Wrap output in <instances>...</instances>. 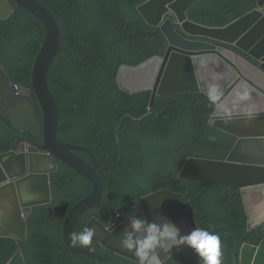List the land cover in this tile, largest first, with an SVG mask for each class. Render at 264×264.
<instances>
[{"label":"trees","instance_id":"obj_1","mask_svg":"<svg viewBox=\"0 0 264 264\" xmlns=\"http://www.w3.org/2000/svg\"><path fill=\"white\" fill-rule=\"evenodd\" d=\"M38 1L61 23L66 49L49 75L60 108L59 139L92 150L100 164H114L119 160L116 130L126 117L120 132L122 164L98 171L105 187L103 216L98 210L85 213L73 234L82 233L93 215L110 221L117 209L131 210L140 198L168 189L185 195L201 229L220 236L221 264H233L237 242L264 240V225L248 230L241 189L179 178L190 157L224 161L237 143L236 137L209 124L215 104L206 95L183 93L158 97L151 109V92L129 95L118 86L122 65L138 66L166 51L163 33L138 12V6L148 0ZM257 5L258 0H198L188 15L200 25L221 28ZM44 37L42 25L19 10L0 24L2 60L14 82L32 87L33 66ZM17 146L18 140L0 123V155ZM74 153L92 163L87 153ZM91 191L87 179L61 163L53 175V202L32 210L28 239L20 243L27 264H94L67 252L63 233L64 212ZM87 246L109 264H136L100 245Z\"/></svg>","mask_w":264,"mask_h":264},{"label":"water","instance_id":"obj_2","mask_svg":"<svg viewBox=\"0 0 264 264\" xmlns=\"http://www.w3.org/2000/svg\"><path fill=\"white\" fill-rule=\"evenodd\" d=\"M197 1L149 0L138 7L147 24L159 28L165 35L168 48L163 57H154L137 67L121 66L117 83L130 95L152 92L151 107L159 96H176L184 92H205L216 101L215 118L210 124L238 138L237 144L225 161L190 157L179 178L241 189L249 215V230L253 231L264 224V71L232 51L192 41L188 37L199 36L234 45L253 60L264 62V11L259 10L264 7V0L258 1L259 9L225 28H207L191 22L188 12ZM15 6L41 23L45 38L32 71V89L37 102L29 90L17 89L0 52V110L12 121L14 129L8 130L25 144H32L28 149L22 144L16 151L0 155V264H27L19 243L28 238V209L52 202V183L48 174L58 170L54 158L92 184V192L70 210L64 221L67 251L96 264H108L95 250L73 246L70 236L84 212L97 208L102 214L104 185L97 169H114L121 164L120 132L126 117L122 118L116 131L119 146L116 164L102 166L88 148L60 141V108L50 88L49 74L59 54L66 50L61 47V24L38 0H0V23L12 17ZM210 56H221V62L237 58V63L241 64L239 72L232 71L233 76L228 75L222 87L208 84L187 87V70L197 63L201 66ZM212 89L214 91L210 92ZM223 93L225 95L221 98ZM17 132L28 133L32 138L20 136ZM41 150L47 154L30 153ZM74 150L86 152L93 165L74 154ZM10 180L16 183H7ZM136 210L148 222H172L181 237L199 228L185 196L164 189L141 198L131 212L116 210L115 213L118 211L125 216L119 217L116 228L112 222L104 220L106 226L94 217L84 232L94 228L92 242L139 264L135 249L128 250L122 243L125 233L132 231L128 218H136ZM239 247L236 244L234 264H264V241L259 246L245 245L241 259L237 256ZM156 254L162 264H204L203 258L186 242H179L168 250L158 248Z\"/></svg>","mask_w":264,"mask_h":264},{"label":"clouds","instance_id":"obj_3","mask_svg":"<svg viewBox=\"0 0 264 264\" xmlns=\"http://www.w3.org/2000/svg\"><path fill=\"white\" fill-rule=\"evenodd\" d=\"M149 1V0H148ZM146 1V2H148ZM259 1V0H258ZM39 2V1H38ZM145 2V3H146ZM41 3V2H40ZM143 3V4H145ZM42 4V3H41ZM141 4V5H143ZM44 5V4H42ZM141 5H139L138 7H140ZM195 5V4H194ZM45 6V5H44ZM49 9V8H48ZM259 9L258 5H257V8L255 10ZM15 10L17 12V7L15 6ZM50 10V9H49ZM191 10V9H190ZM189 10V11H190ZM253 10V11H255ZM260 11H264V7L263 8H260L259 9ZM20 11V10H19ZM51 11V10H50ZM253 11H251L250 13H252ZM15 12V13H16ZM23 12V11H21ZM52 12V11H51ZM139 12V11H138ZM14 13V14H15ZM23 13H26V12H23ZM189 13V12H188ZM248 13V14H250ZM13 14V15H14ZM28 14V13H26ZM246 14V15H248ZM12 15V16H13ZM141 15V14H140ZM244 15V16H246ZM244 16H242L241 18H243ZM32 17V16H31ZM56 17V16H55ZM33 18V17H32ZM57 18V17H56ZM188 18H189V15H188ZM239 18V19H241ZM11 19V18H10ZM8 19V20H10ZM35 19V18H34ZM58 19V18H57ZM144 19V18H143ZM237 19V20H239ZM190 20V18H189ZM235 20V21H237ZM4 21H7V20H4ZM38 21V20H37ZM59 21V20H58ZM191 21V20H190ZM235 21H233L232 23H234ZM3 22V21H2ZM1 22V23H2ZM39 22V21H38ZM146 22V21H145ZM193 22V21H191ZM0 23V24H1ZM40 23V22H39ZM147 23V22H146ZM195 23V22H193ZM230 23V24H232ZM41 24V23H40ZM61 24V23H60ZM195 24H198V23H195ZM230 24H228L227 26H229ZM200 25V24H198ZM150 26V25H149ZM203 26V25H201ZM225 26V27H227ZM43 27V26H42ZM204 27H207V28H215V27H208V26H204ZM225 27H221V28H225ZM156 28V27H155ZM218 28V27H216ZM159 29V28H158ZM160 30V29H159ZM45 31V30H44ZM161 31V30H160ZM178 31L180 32V34H182L183 36H186V34H184L183 32H181L180 29H178ZM61 32H62V25H61ZM162 32V31H161ZM164 35V34H163ZM165 36V35H164ZM45 38V37H44ZM166 38V37H165ZM189 40H192V41H196V42H202V43H208V44H211V45H215L217 48H224V49H227L229 51H232L236 56H239L240 58H243L249 62H251L252 64H254L257 68L259 69H262L264 71V69L262 68V65H264V62H258V61H255L253 60L251 57L248 56L247 53H244L242 52L241 50H239L236 46L234 45H227V44H223V43H219V42H215V41H212L210 39H207V38H203V37H188ZM167 40V39H166ZM43 44V43H42ZM42 47V45H41ZM61 47H62V41H61ZM167 48H168V41H167ZM166 48V50H167ZM62 49H64L62 47ZM41 50V49H40ZM1 52V51H0ZM40 52V51H39ZM62 53V52H61ZM60 53V54H61ZM166 53V51H165ZM165 53L162 55V56H155V57H163L165 55ZM39 54V53H38ZM59 54V55H60ZM2 55V53H1ZM38 56V55H37ZM2 58V56H1ZM154 58V57H152ZM150 58V59H152ZM222 59L221 56H218V58H214L212 56L210 57H207L205 58V62L204 64H202L201 66L199 65V63H197L196 65H193L191 66L188 70H187V73H186V83H187V87H191L193 85H205V84H208L210 85L211 87H216L218 85H220L221 87L223 86L225 80L228 79V75L230 76H233V73L232 71H237L239 72V67H241V64L237 63V58L236 59H233L231 62H226V61H223L221 62L220 60ZM149 60V59H148ZM146 60V61H148ZM3 61V60H2ZM56 61V60H55ZM4 63V62H3ZM144 63V62H143ZM142 64V63H141ZM234 65L236 67H234ZM123 66V65H122ZM128 66V65H127ZM139 66V65H138ZM6 67V66H5ZM129 67H137V66H129ZM121 68V67H120ZM7 69V68H6ZM8 71V70H7ZM120 71V69H119ZM51 72V71H50ZM9 73V72H8ZM10 75V74H9ZM50 75V74H49ZM118 75H119V72L117 74V78H118ZM11 77V76H10ZM12 79V78H11ZM13 81V79H12ZM14 82V81H13ZM16 84V87L17 89L19 90L20 88H25L27 90H29V94L30 96L37 102V97L36 99L33 97V93L35 94V92L33 91L32 87L31 88H27V87H24L16 82H14ZM50 84V83H49ZM33 86V84H32ZM121 90V89H120ZM33 91V93H32ZM122 91V90H121ZM214 91L213 89L210 91L212 92ZM53 93V92H52ZM152 93V92H151ZM184 93H197V94H202V95H206L214 104H215V109H214V112H213V115L209 121V124L212 120V118L215 114V111H216V108L218 106V104L216 103V101H214L209 95H207V93L205 92H184ZM183 94V93H181ZM54 95V94H53ZM130 95V94H129ZM180 95V94H178ZM225 95V93H223V95L221 96V98ZM36 96V94H35ZM177 96V95H176ZM55 97V96H54ZM159 97H174V96H159ZM158 99V98H157ZM157 101V100H156ZM224 102V101H223ZM222 102V103H223ZM58 103V102H57ZM221 103V104H222ZM156 104V103H155ZM220 104V105H221ZM155 106V105H154ZM151 107V102H150V108H154ZM0 113H1V116H0V123L3 125V127L8 130V129H14L13 128V125H12V121L10 119H8L6 117V115L4 114L3 111L0 110ZM4 118L5 120H8L10 122V126H7L3 123V119ZM126 119V118H125ZM60 121V120H59ZM125 121V120H124ZM60 124V123H59ZM124 124V122H123ZM211 125V124H210ZM119 126V125H118ZM212 126V125H211ZM123 127V126H122ZM214 127V126H213ZM118 128V127H117ZM216 128V127H215ZM122 130V129H121ZM9 131V130H8ZM117 131V130H116ZM12 135H14V137L18 140V146L11 150V151H16L22 144H24V146L28 149L29 147H32V144L31 143H27L25 144L24 142L20 141L18 139V137L13 134L11 131H9ZM18 135L20 136H23V137H26V138H32V136L28 133H22V132H17ZM59 133V132H58ZM59 138V137H58ZM121 139V137H120ZM60 140V139H59ZM40 142L42 141V139L39 140ZM61 141V140H60ZM237 141H238V138H237ZM63 142V141H62ZM66 143V142H65ZM69 144V143H68ZM237 144V143H236ZM72 145V144H71ZM77 146H80V145H77ZM236 146V145H235ZM82 147H85V146H82ZM87 148V147H86ZM121 148L123 149V146H122V141H121ZM234 149V148H233ZM90 150V149H89ZM74 151H79V150H74ZM73 151V153H74ZM93 154L94 152L92 150H90ZM10 152V151H9ZM27 152H30V151H27ZM84 152V151H83ZM232 152V151H231ZM7 153V152H6ZM32 154H35V155H45L47 154L45 151H38V152H30ZM86 153V152H85ZM4 154V153H3ZM75 154V153H74ZM153 154V150L150 151V155ZM77 155V154H76ZM149 155V156H150ZM78 156V155H77ZM95 156V154H94ZM80 157V156H78ZM90 157V156H89ZM229 157V156H228ZM54 158V157H53ZM82 158V157H81ZM96 158V156H95ZM84 159V158H82ZM91 159V158H90ZM123 159H124V151H123ZM203 159V158H202ZM54 160L56 161V163L58 164V170L56 172H52V173H49L48 174V177H49V181L52 183L51 184V192H52V186H53V175L56 174L59 169L61 168V162L58 160V159H55ZM85 160V159H84ZM227 160V159H226ZM87 161V160H85ZM92 161V159H91ZM96 161H97V158H96ZM225 161V160H224ZM88 162V161H87ZM98 162V161H97ZM118 162V161H117ZM116 162V163H117ZM123 162V160H122ZM121 162V164H122ZM89 164L93 165V162L90 163L88 162ZM99 163V162H98ZM114 163V164H116ZM64 164V163H62ZM100 164V163H99ZM120 164V165H121ZM66 165V164H65ZM102 166H108V165H113V164H106V165H103V164H100ZM119 165V166H120ZM185 165V164H184ZM118 166V167H119ZM46 167V166H44ZM43 167V168H44ZM69 167V166H68ZM116 167V168H118ZM70 168V167H69ZM114 168V169H116ZM73 170V169H72ZM101 170V169H97V172ZM109 170H113V169H109ZM74 171V170H73ZM102 171H106V170H102ZM182 171V170H181ZM76 173V172H75ZM181 173V172H180ZM99 174V173H98ZM28 175H31V174H28ZM80 176V175H79ZM100 176V174H99ZM180 176V174H179ZM83 177V176H81ZM85 178V177H84ZM100 178L102 179V177L100 176ZM87 179V178H85ZM88 180V179H87ZM89 181V180H88ZM103 182V180H102ZM7 183H16V181H7ZM90 183V181H89ZM198 183V182H196ZM91 184V183H90ZM202 184V183H201ZM205 184V183H203ZM92 185V184H91ZM103 185H104V182H103ZM209 185V184H207ZM164 190V189H162ZM160 190V191H162ZM168 190V189H167ZM158 191V192H160ZM170 191V190H169ZM92 192V191H91ZM173 192V191H172ZM156 193V192H155ZM176 193V192H174ZM243 193V191H242ZM153 194V193H152ZM177 194H182V193H177ZM151 195V194H150ZM184 195V194H183ZM88 196V195H87ZM86 196V197H87ZM104 196H105V187H104ZM185 196V195H184ZM146 197V196H145ZM143 198V197H142ZM186 198V197H185ZM244 198V196H243ZM84 199V198H83ZM81 199V200H83ZM141 199V198H140ZM139 199V200H140ZM80 200V201H81ZM103 200H104V197H103ZM138 200V201H139ZM187 200V199H186ZM80 201H78L76 204H78ZM137 201V202H138ZM52 202H53V193H52ZM51 202V203H52ZM137 202L135 204V206L131 209V210H125L123 208H119V209H123L124 211L126 212H131L133 211L135 208H136V205H137ZM188 202V201H187ZM245 202V200H244ZM50 203V204H51ZM50 204H47V205H50ZM47 205H43V206H47ZM75 205L71 208L73 209L75 207ZM189 205V203H188ZM246 206V204H245ZM37 207H41V206H37ZM190 207V205H189ZM36 208V207H34ZM34 208L32 209H28V214L30 215V218H31V214H32V211ZM70 209V210H71ZM94 210H98L99 211V214L101 213L100 209H97V208H92L86 212L83 213V215L85 213H89L90 211H94ZM118 210V209H117ZM190 210H191V207H190ZM192 211V210H191ZM247 211V209H246ZM70 212V211H69ZM69 212L65 214V219L64 221L66 220V217L67 215L69 214ZM118 212V211H117ZM114 213V220L113 218L110 220V221H106L107 223H113V227H117L116 226V222L117 220L119 219V217H125L123 216L122 214H118V213ZM104 213V201H103V210H102V215ZM136 218L132 219V218H128V220L130 221L131 223V229L132 231H129V232H126L125 233V238L124 240L122 241L123 243V246L128 249V250H133L135 249V255L139 258V264H162V261L160 259V257L156 254V250L158 248H162V249H171V247L175 246L177 243L179 242H186L189 246L193 247L196 252L199 254L200 257L203 258L204 260V264H221V255H222V251H221V239H220V236L216 233H212V232H209L205 229H201V227L199 226L196 218V222L198 224V227L200 228H197V229H194L192 232H190L188 235L186 236H179V233H178V229L177 227L175 226V224H173L172 222L170 221H166L162 224H157L155 222H148L145 218H143L136 210ZM193 213V212H192ZM248 214V213H247ZM81 215V217L83 216ZM194 215V214H193ZM79 217V219L81 218ZM98 218L103 224H106L107 226V223L104 221V219H101L100 216L98 215H93L89 218V222L91 221L92 218ZM195 217V216H194ZM249 217V215H248ZM104 218V217H103ZM79 219L77 220V222L79 221ZM29 221V220H28ZM76 222V224H77ZM88 222V223H89ZM87 223V225H88ZM75 224V226H76ZM86 225V226H87ZM264 225V224H263ZM261 227V226H260ZM86 228V227H85ZM259 228V227H258ZM75 229V227H74ZM74 229H73V232H74ZM85 230V229H84ZM248 230H249V221H248ZM256 230V229H255ZM254 231V230H253ZM94 232H95V229L92 228V229H88L87 231H83L82 233H79V234H71L70 238H71V241H72V245L73 246H77V245H81L83 247H87V248H90V249H93L95 250L94 248H92L91 246H87L89 245L90 243L92 244H95V245H100V244H96L94 242H92V236L94 235ZM249 232H252L249 230ZM63 233H64V229H63ZM4 237V236H3ZM28 239V238H27ZM27 241V240H26ZM25 241V242H26ZM264 241V240H262ZM262 241L259 243V244H254V243H246L244 245H242L241 243L237 242V244L240 245V247L238 248L237 250V256L239 257V259H241V253H242V249L244 248L245 245H253V246H259ZM25 242H20V243H25ZM19 243V245H20ZM102 248H104L102 245H100ZM21 248V246H20ZM105 249V248H104ZM107 250V249H105ZM22 251V249H21ZM67 251V249H66ZM96 252H98L97 250H95ZM109 251V250H107ZM67 252H70V251H67ZM109 252H112V251H109ZM239 252V253H238ZM72 253V252H70ZM99 253V252H98ZM114 253V252H112ZM73 254V253H72ZM100 254V253H99ZM115 254V253H114ZM24 255V253H23ZM75 255V254H74ZM101 255V254H100ZM117 255V254H115ZM77 256V255H76ZM102 256V255H101ZM119 256V255H117ZM25 257V255H24ZM79 257V256H78ZM103 257V256H102ZM119 257H122V256H119ZM82 258V257H80ZM104 258V257H103ZM124 258V257H123ZM85 259V258H83ZM105 259V258H104ZM127 259V258H125ZM26 260V258H25ZM87 260V259H85ZM106 260V259H105ZM129 260V259H127ZM89 261V260H87ZM131 262H134L132 260H129ZM89 262H92V261H89ZM107 262V261H106ZM27 263V262H26ZM94 263V262H92ZM108 263V262H107ZM136 264H138L137 262H134ZM96 264V263H94ZM109 264V263H108ZM234 264V263H233Z\"/></svg>","mask_w":264,"mask_h":264}]
</instances>
